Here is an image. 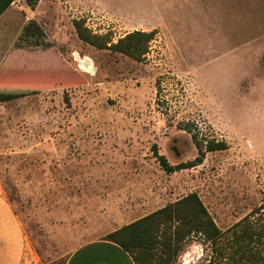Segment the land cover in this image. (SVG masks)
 Segmentation results:
<instances>
[{"label": "rangeland", "instance_id": "obj_1", "mask_svg": "<svg viewBox=\"0 0 264 264\" xmlns=\"http://www.w3.org/2000/svg\"><path fill=\"white\" fill-rule=\"evenodd\" d=\"M17 9L10 48L20 52L0 75L13 80L6 89L41 92L0 101V189L34 264H66L83 242L191 192L223 231L256 208L264 225V0H17ZM80 18L113 42L155 36L136 61L81 40ZM192 133L228 146L166 172L156 151L171 164L193 160ZM216 261L194 236L176 264Z\"/></svg>", "mask_w": 264, "mask_h": 264}, {"label": "trees", "instance_id": "obj_2", "mask_svg": "<svg viewBox=\"0 0 264 264\" xmlns=\"http://www.w3.org/2000/svg\"><path fill=\"white\" fill-rule=\"evenodd\" d=\"M37 2L38 0H27L31 6ZM73 24L81 40L101 49L122 53L136 61L145 58L155 36L154 30H134L113 42L90 31L82 18L74 19ZM12 81L11 78L0 75V101L41 92L36 85L27 90L6 89L14 84ZM62 85L65 83H60L59 88ZM192 139L199 152L193 160L171 164L164 155L156 151L161 167L166 172L195 167L202 163L206 152L224 150L228 146L226 142L215 139L202 141L198 133H192ZM258 212L259 208L253 209L223 231L199 195L191 192L108 233L103 239L120 245L131 255L135 264H176L183 246L194 236L211 243L213 255L217 259L213 264H264V225L255 218ZM228 233H231V237L226 239L228 246L225 248L222 241Z\"/></svg>", "mask_w": 264, "mask_h": 264}, {"label": "crops", "instance_id": "obj_3", "mask_svg": "<svg viewBox=\"0 0 264 264\" xmlns=\"http://www.w3.org/2000/svg\"><path fill=\"white\" fill-rule=\"evenodd\" d=\"M17 15V0H0V74L2 65L7 69L20 52L10 48ZM38 259L17 210L0 189V264H34ZM66 264H135V261L117 243L93 238L78 245Z\"/></svg>", "mask_w": 264, "mask_h": 264}, {"label": "water", "instance_id": "obj_4", "mask_svg": "<svg viewBox=\"0 0 264 264\" xmlns=\"http://www.w3.org/2000/svg\"><path fill=\"white\" fill-rule=\"evenodd\" d=\"M85 67H87L89 70L93 71L94 68L90 65L89 62H85Z\"/></svg>", "mask_w": 264, "mask_h": 264}]
</instances>
